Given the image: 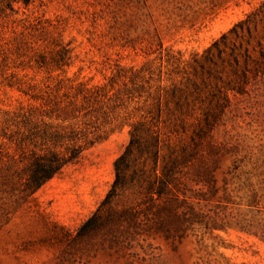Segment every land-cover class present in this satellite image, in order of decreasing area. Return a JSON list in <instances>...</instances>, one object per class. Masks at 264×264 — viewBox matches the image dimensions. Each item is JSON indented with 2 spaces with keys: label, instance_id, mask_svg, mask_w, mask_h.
<instances>
[{
  "label": "rangeland",
  "instance_id": "1",
  "mask_svg": "<svg viewBox=\"0 0 264 264\" xmlns=\"http://www.w3.org/2000/svg\"><path fill=\"white\" fill-rule=\"evenodd\" d=\"M252 14V34L207 62L206 50ZM258 41L264 0H0V117L84 86L101 90L91 120L104 134L31 196L11 180L25 162L0 137V264H264V73H250L246 92L230 88L232 54L243 68ZM176 90H187V112ZM206 108L216 112L195 145ZM149 119L165 153L186 144L197 154L168 197H120L83 228L133 124Z\"/></svg>",
  "mask_w": 264,
  "mask_h": 264
},
{
  "label": "trees",
  "instance_id": "2",
  "mask_svg": "<svg viewBox=\"0 0 264 264\" xmlns=\"http://www.w3.org/2000/svg\"><path fill=\"white\" fill-rule=\"evenodd\" d=\"M30 1L24 0L26 4ZM255 20L252 14L224 33L206 50L207 62H214L216 56L223 57L229 47L234 53L233 46L243 38V32L247 30L252 34ZM258 43L261 48L259 56L253 57L246 50L243 68H238L240 57L232 54L237 66L234 68L235 84L231 89L246 92L250 73L254 76L264 73V47L261 41ZM100 91L79 86L76 92H67L63 97L49 95L43 98L47 104L52 103L50 107H32L27 111L7 113L3 118L0 117V137L14 143L20 158L25 162L22 168H15L11 173L12 182L22 188L24 195L31 196L36 193L65 167L77 163L85 150L104 138L100 124L91 120L92 117H97L103 108L97 106L102 95ZM176 92L177 90L173 91L177 108L180 112H187V90L180 95ZM215 112L211 108L204 111V117L200 120L195 137L192 138L195 145L196 138H200L211 126ZM53 119L60 122L55 123ZM96 119L99 120V117ZM79 120L83 122V127L78 125ZM66 122L71 124H65ZM180 126L185 132V122L182 121ZM165 147L166 140L157 121L149 119L133 124L129 143L114 162L115 178L111 188L83 228L96 224L104 211L120 197L138 198L145 195L150 200L155 196L158 199L168 197L172 191L171 185H178L182 168L192 161L197 152L195 147L189 150L186 144L178 149L168 145V153H165Z\"/></svg>",
  "mask_w": 264,
  "mask_h": 264
}]
</instances>
